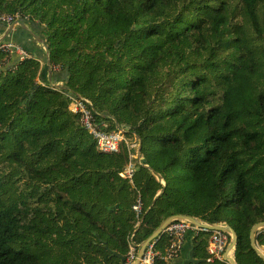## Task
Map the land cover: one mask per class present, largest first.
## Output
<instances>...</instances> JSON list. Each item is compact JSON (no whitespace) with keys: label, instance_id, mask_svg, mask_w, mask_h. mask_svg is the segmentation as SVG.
Returning a JSON list of instances; mask_svg holds the SVG:
<instances>
[{"label":"trees","instance_id":"obj_1","mask_svg":"<svg viewBox=\"0 0 264 264\" xmlns=\"http://www.w3.org/2000/svg\"><path fill=\"white\" fill-rule=\"evenodd\" d=\"M0 12L38 25L65 74L41 81L40 45L14 43L22 61L0 50V264H131L173 214L229 225L235 262L264 264L248 237L264 221V0H0ZM69 95L101 130L140 139L141 163L123 141L99 151ZM190 233L186 264H229L206 261L209 232ZM255 240L264 248V229ZM169 243L162 232L153 248Z\"/></svg>","mask_w":264,"mask_h":264},{"label":"built area","instance_id":"obj_2","mask_svg":"<svg viewBox=\"0 0 264 264\" xmlns=\"http://www.w3.org/2000/svg\"><path fill=\"white\" fill-rule=\"evenodd\" d=\"M17 20H22L18 14H5L0 12V22L11 24L16 22ZM1 51H9L12 50L17 52L18 61H22L23 59L29 57L27 52H25L19 45H16L12 42L8 43H0ZM71 101L69 103V110L79 115V121L83 128L92 136L93 139L96 140L97 149L104 153H112L118 152L119 145L121 141L126 142L124 139L123 131L118 130L116 132H106L101 130L96 126L93 120L91 103L88 99L74 97L73 95H69ZM128 145L127 146H135ZM136 147V146H135ZM135 155L130 154V157H134ZM135 163L129 161L124 169L121 171L120 176L127 179L130 183H132V176L134 171ZM133 210L136 213V216H139L141 212V199L138 196L135 204L132 206ZM187 231H192L193 234H197L198 232H209L207 252L208 257L206 258L207 262H213L215 260L218 261H226L224 258V252L227 245L228 234L226 232L210 229L206 226H197L185 220H176L171 222L166 228L165 231L169 236L170 243L165 250V253L161 255L158 251L154 250L153 244L158 239L156 237L154 240H151L150 243L145 247L144 253L140 259L139 264H153L154 258L159 257L162 260H169L177 255L180 250L182 239ZM133 249L129 253L128 259L133 262L135 255L133 254Z\"/></svg>","mask_w":264,"mask_h":264},{"label":"water","instance_id":"obj_3","mask_svg":"<svg viewBox=\"0 0 264 264\" xmlns=\"http://www.w3.org/2000/svg\"><path fill=\"white\" fill-rule=\"evenodd\" d=\"M16 26H23L24 27L25 23L22 20H17L16 22H13L10 25H8L7 32L12 31L13 28ZM28 32L43 47L44 54H45L46 66H47V69H50V67H51L50 66V59L48 56L49 51H48V48L46 47V45L44 43L43 38H41L35 32H32L31 30H28ZM55 87L58 88V86H55ZM116 126L118 127L117 124H116ZM137 141L138 142H137V148H136V160L138 163H141L140 162L141 161V158H140L141 141H140V139H137ZM176 220H185V221L192 223L193 225L206 226L210 229H215V230H220V231L226 232L230 237V241H229V244L226 246V249L224 252V258L228 261L229 264H237L234 260L233 255H232L233 251H234L235 244H236V240H237V236H236V233L233 230V228H231L229 225L209 224V223L203 222L200 219H197L195 217L188 216V215H182V214H173V215H170V216H167L166 218H164L160 222V224L152 231V233L144 241H142L138 245L136 257H135L134 261L132 262V264H139L140 259L144 253L145 247L150 243V241L154 240L156 237H158L162 232L165 231V228L171 222L176 221ZM138 224H140V222ZM261 229H264V221L257 222L255 224H253L249 230L248 237H249L250 247L264 260V249L259 247L257 245L256 240H255L256 235L258 234V232Z\"/></svg>","mask_w":264,"mask_h":264},{"label":"crops","instance_id":"obj_4","mask_svg":"<svg viewBox=\"0 0 264 264\" xmlns=\"http://www.w3.org/2000/svg\"><path fill=\"white\" fill-rule=\"evenodd\" d=\"M22 21L25 23L24 27L16 26L10 32H7L9 24L0 22V43L19 42L25 43L30 48H32L33 45L39 46L40 44L33 37L30 38V36L32 35H30V33L28 32V30H31L32 32L36 33L39 29L38 25H36L34 22H26L24 20ZM36 53H40L39 49L36 50ZM10 54L11 61L14 62L15 58L18 57V54L13 50L10 52ZM12 62L10 63L12 64ZM39 77L43 83H49L51 85L60 87L63 85L65 74L63 71H59L57 69H55L54 71L46 69L45 71L40 72ZM134 157L136 158V154ZM191 238L192 235L190 231H187L178 254L171 259L170 264H186L192 260Z\"/></svg>","mask_w":264,"mask_h":264},{"label":"rangeland","instance_id":"obj_5","mask_svg":"<svg viewBox=\"0 0 264 264\" xmlns=\"http://www.w3.org/2000/svg\"><path fill=\"white\" fill-rule=\"evenodd\" d=\"M124 139L127 140V144L128 145H134V144H136L135 146L137 147V143H135V138L134 137H132V138L124 137ZM129 147H131V146H129ZM262 249H264V248H262ZM135 257H136V254H135ZM135 257H134V259H135ZM134 259H133V261H134Z\"/></svg>","mask_w":264,"mask_h":264},{"label":"clouds","instance_id":"obj_6","mask_svg":"<svg viewBox=\"0 0 264 264\" xmlns=\"http://www.w3.org/2000/svg\"><path fill=\"white\" fill-rule=\"evenodd\" d=\"M132 264V263H131Z\"/></svg>","mask_w":264,"mask_h":264}]
</instances>
